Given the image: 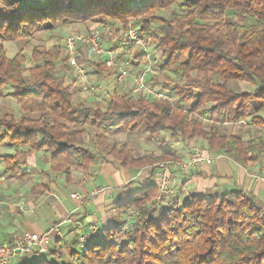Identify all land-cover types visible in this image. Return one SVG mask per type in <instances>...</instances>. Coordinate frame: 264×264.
I'll return each mask as SVG.
<instances>
[{"label":"trees","instance_id":"1","mask_svg":"<svg viewBox=\"0 0 264 264\" xmlns=\"http://www.w3.org/2000/svg\"><path fill=\"white\" fill-rule=\"evenodd\" d=\"M174 3L179 11L169 17L155 14ZM110 18L125 29L135 19L140 38L156 41L163 55L161 73L172 75L160 84L175 99L123 91L114 92L105 108L93 107L75 102L71 86L58 74L57 61L68 65L70 58L62 46L36 50V60L43 58L29 69L32 82L25 74L24 52L7 55L6 41ZM155 20H160L156 27ZM91 65L98 75L109 69L99 59ZM152 80L159 83L156 76ZM241 83L256 87L246 91ZM6 84L22 88L13 95L24 111L40 113L0 116V146L16 148L0 157L8 174L19 180L29 175L27 156L41 150L49 152L50 169L63 172L66 181L73 167L87 169L97 155L82 142L86 124L99 129L97 145L124 167L151 166L153 171L160 160L177 158L165 137L162 154H135L116 139L108 144L110 135L140 129L152 138L165 131L181 142L200 138L210 150L237 161L257 160L264 152V0H0V90ZM243 121H251L260 136L246 140L220 128ZM21 146L27 148L18 150ZM158 193L157 183L144 184L116 207L118 214L135 209L132 220L89 232L86 241L88 233L77 238L69 245L71 262L63 264H264V205L255 195L232 190L182 200L167 194L158 199ZM58 240L47 254L22 264H51L50 258L63 251Z\"/></svg>","mask_w":264,"mask_h":264},{"label":"crops","instance_id":"2","mask_svg":"<svg viewBox=\"0 0 264 264\" xmlns=\"http://www.w3.org/2000/svg\"><path fill=\"white\" fill-rule=\"evenodd\" d=\"M29 1L43 2V0ZM141 1L143 0H130V4ZM97 29V25L93 24L89 32L100 33ZM204 143L205 148L203 149L206 154L213 156V162L184 173L175 170L179 179L176 184L171 186L173 192L171 196L180 197L183 200L195 194L215 196L227 191L244 190L255 195L264 205V183L255 178V175L261 173L260 158L243 163L226 153L210 150L206 142ZM170 144H172L178 159L190 157L191 151H183L182 146L185 144L180 140L174 139ZM44 154H49V152L41 150L28 155L29 175L20 180L15 178V183L11 181V185L8 184L9 186L3 190L4 183L1 187L0 240L2 241L7 240L11 231L14 230L29 229L43 232L52 225L59 224L62 233L60 237L56 238V240L59 238L58 245L69 247L77 238L83 237L89 232L112 228L119 220H124L125 213L118 214L116 210V207L124 201L123 196L116 195V189H128L130 186L127 185L136 180L142 187L146 183L158 184L157 163L153 171L151 166H146L138 168L137 173H134L122 166L121 161L115 158L102 161L96 158L87 169H82L84 172L80 173L79 169L73 168L72 179L63 184L61 180L65 174L61 175L63 172L52 171L50 159H46ZM40 175L44 176L46 180ZM22 180L25 181L22 182ZM28 182L27 187L22 185L28 184ZM73 183H77L82 196H88L99 187L104 190L94 196H89L86 203H82L77 198L72 202L64 193V188L73 185ZM74 192L78 191L72 189L71 197ZM118 201L120 203H117ZM58 217L62 220L60 223L55 220ZM63 225L64 228H62ZM56 240L50 243V248L55 246ZM40 254H46V251ZM34 258V255L19 257L10 264H22Z\"/></svg>","mask_w":264,"mask_h":264},{"label":"rangeland","instance_id":"3","mask_svg":"<svg viewBox=\"0 0 264 264\" xmlns=\"http://www.w3.org/2000/svg\"><path fill=\"white\" fill-rule=\"evenodd\" d=\"M82 0H79L81 2ZM116 2H124L126 4H130V0H115ZM177 4H173L171 6L167 7H161L155 9V14L159 17H169L171 12L174 10L179 11V8H177ZM139 23V22H137ZM93 24H96L100 33L102 34V41L106 48L108 49H114L118 52V59L122 61H129L130 62V69L132 73L138 72L141 68H148V75H147V83L149 88H152L155 90V92H163V89L161 87L160 82H162L166 77H172V75L169 72L161 73L160 67L163 62V55H162V49L156 48V41L154 40H144L141 39L139 41L135 42H129L126 39L127 35V29H125L121 22L114 19H107L106 23L99 24L97 22H89V23H75L72 25H62L56 29L53 30H47L42 31L32 38H22L18 40H9L5 42L6 52L7 55L12 57L14 56L18 51H23L26 56V62L25 67L27 68L25 74L28 78V82L33 81V77L31 75V71L29 70L31 67H34L42 62V58L36 60V57L34 56V53H36V50L43 51L46 49H50L53 46L60 45L63 48L64 54L67 53V37L73 33L77 34H87L90 31V28ZM160 24V20H155L153 22V26H158ZM140 26V25H138ZM79 50V51H78ZM77 52L79 53V57L76 56V59L79 63V66H73L69 62L68 65H65L64 62L61 60H58L56 63L58 74L61 77L65 78V81L68 85L71 86L74 101L75 102H82L90 106H99L101 108H105L107 105V102L109 101L110 96L114 92H132L133 88V82L131 80H128L127 83H122L117 78V69L115 68H109L108 71L105 72V74L98 75L94 72V67L91 65V62L96 61L98 57L94 56L90 53L89 49L82 45L77 44ZM77 55V54H76ZM135 55H142L141 59H136ZM156 76L159 83L155 84L152 80V77ZM240 87L243 90L251 91L256 86L251 83H241ZM17 90H22V88L13 86L11 84L4 85L0 90V116L4 113H12L17 117H21L23 115L34 117L38 116L40 113H31L29 111H24L18 101L16 100L15 96L13 95V92ZM166 91V90H164ZM172 95V98L175 99L176 95L174 92H170ZM137 95V94H136ZM149 98L155 97L154 94H151L148 96ZM204 122L206 124H209L210 122L207 119H204ZM87 127V134L83 137V144L86 146H89L91 148L95 149L96 158L99 161L107 160L111 157L107 155V148L97 145L95 141V134L99 131V129L91 124H86ZM222 130L226 132L227 134L236 133L241 134L246 140L249 138H257L260 136V131L253 126L251 121L247 122H241L238 124H223L221 125ZM263 131H261L262 133ZM264 134V133H262ZM168 138L170 141L174 140L170 136V132H162L161 134L157 135L156 137H150L147 133H145L143 130H138L137 132H121L117 136H109V142L108 144H112V142L116 140L124 141V143H128V145L133 149L135 154H145V153H154V154H162L163 153V145L161 143L162 138ZM179 140L178 138H175ZM195 141V142H194ZM206 140L197 138L193 140H187L186 142H182L185 144L182 146V150H186V152L192 151L193 147H199L200 149L205 148ZM258 144H262L261 141ZM206 145L208 146L207 142ZM27 147H19L18 150H23ZM16 150L14 147H10L7 145L0 146V154L5 153H13ZM204 150V149H203ZM48 152V151H47ZM46 156V159L50 157L49 154H44ZM179 157V156H178ZM113 158V157H112ZM111 158V159H112ZM181 158V156H180ZM183 158V157H182ZM172 158L162 159V160H168ZM178 159V158H176ZM161 161V160H160ZM76 168V167H73ZM132 172L137 173L138 168L137 167H127ZM78 169V168H76ZM75 171V170H74ZM34 172V170H33ZM84 172V170L79 169V173ZM64 173H61V175ZM78 174V172H77ZM75 174L76 176H78ZM74 175V174H72ZM41 178L46 180V178L42 175H40ZM0 177H2L4 186L2 188L5 189L6 186H9L10 182L15 183V178L11 177L8 172L5 169V166L3 164V161L0 157ZM137 178V177H136ZM25 180H22V182ZM30 182V181H29ZM27 183H24V187H27L29 185ZM61 182L63 184L66 183V177H64ZM70 182V181H68ZM11 185V184H10ZM127 186H130V188H121L116 189L117 196H123L122 199H126L125 197H128L133 192L140 190L142 188L141 185H139L138 180L134 181L132 184H129ZM65 189L66 196L72 200H75V197H71V191L72 189L74 191H78L80 194V189L78 188L77 183H73V185H68ZM172 188H170V191L167 195L171 196L173 192L171 191ZM1 190V191H2ZM2 193L0 192V195ZM73 198V199H72ZM168 200V199H167ZM117 203H120L119 201ZM40 209H42L40 207ZM44 209V208H43ZM38 211H40L38 209ZM53 215V214H51ZM135 216V209L130 210L127 214H125V218L127 222L129 220H132ZM55 220L59 221L60 223L62 220L60 218H56ZM128 223L123 225L124 229L128 228ZM65 226L63 225L62 228ZM69 247H66V245L63 246L62 253L53 256L50 258L51 264H63V263H69L71 262L70 256L68 254ZM47 254V253H46Z\"/></svg>","mask_w":264,"mask_h":264},{"label":"built area","instance_id":"4","mask_svg":"<svg viewBox=\"0 0 264 264\" xmlns=\"http://www.w3.org/2000/svg\"><path fill=\"white\" fill-rule=\"evenodd\" d=\"M135 19H131L128 23L126 39L129 42L140 40L139 27L135 23ZM67 53L70 55L69 63L78 67L79 63L76 59L77 44L86 46L90 53L102 60L109 68L117 69V78L122 83H127L128 80L133 82L132 92L134 94H143L147 97L154 94L156 97L173 100L169 91L155 92L149 88L147 83L148 68H141L138 72L132 73L129 61L118 59V52L114 49H108L104 46L102 36L97 31H92L87 34L73 33L67 37ZM245 122V121H244ZM264 133V127H263ZM264 140V139H263ZM261 173L255 175L257 180L264 183V152L260 155ZM214 160L213 156L206 154L205 150L199 147H193L188 159H168L157 162L158 167V184L159 193L158 199L163 195L168 194L171 186L178 182L177 172L184 173L198 166L210 164ZM3 185L2 177H0V192ZM104 188L99 187L94 189L88 196H82L78 192L72 193V197L80 199L82 203H86L89 196H94L102 192ZM59 224L52 225L48 230L36 232L29 229L11 231L7 240H0V264H10L14 259L26 257L29 255L38 256L40 253L47 251L57 237L61 236ZM89 239L88 236L83 240Z\"/></svg>","mask_w":264,"mask_h":264}]
</instances>
